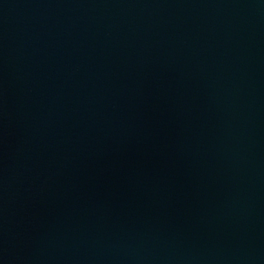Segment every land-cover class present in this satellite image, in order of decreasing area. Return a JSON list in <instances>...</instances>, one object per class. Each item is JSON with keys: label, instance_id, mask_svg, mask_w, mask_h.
<instances>
[{"label": "water", "instance_id": "1", "mask_svg": "<svg viewBox=\"0 0 264 264\" xmlns=\"http://www.w3.org/2000/svg\"><path fill=\"white\" fill-rule=\"evenodd\" d=\"M0 264H264V0H0Z\"/></svg>", "mask_w": 264, "mask_h": 264}]
</instances>
